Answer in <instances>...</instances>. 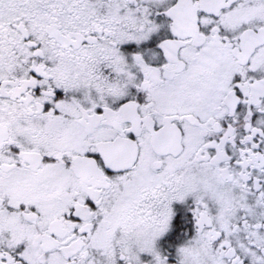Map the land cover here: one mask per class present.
<instances>
[{
  "label": "snow or ice",
  "instance_id": "obj_1",
  "mask_svg": "<svg viewBox=\"0 0 264 264\" xmlns=\"http://www.w3.org/2000/svg\"><path fill=\"white\" fill-rule=\"evenodd\" d=\"M0 264H264V0H0Z\"/></svg>",
  "mask_w": 264,
  "mask_h": 264
}]
</instances>
